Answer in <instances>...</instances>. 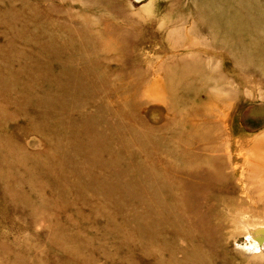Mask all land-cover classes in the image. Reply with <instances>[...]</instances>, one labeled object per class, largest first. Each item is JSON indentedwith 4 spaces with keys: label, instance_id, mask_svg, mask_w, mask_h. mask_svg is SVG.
<instances>
[{
    "label": "rangeland",
    "instance_id": "374dc122",
    "mask_svg": "<svg viewBox=\"0 0 264 264\" xmlns=\"http://www.w3.org/2000/svg\"><path fill=\"white\" fill-rule=\"evenodd\" d=\"M251 228L264 0H0V264H264Z\"/></svg>",
    "mask_w": 264,
    "mask_h": 264
},
{
    "label": "bare ground",
    "instance_id": "6f19581e",
    "mask_svg": "<svg viewBox=\"0 0 264 264\" xmlns=\"http://www.w3.org/2000/svg\"><path fill=\"white\" fill-rule=\"evenodd\" d=\"M247 234H248L247 238L251 242H253V244H255L258 247V250H259V253L258 254L261 255V256H264V240H262V239H264V231L257 230V228H251V229H249L247 231ZM253 249L254 248H252V250Z\"/></svg>",
    "mask_w": 264,
    "mask_h": 264
}]
</instances>
